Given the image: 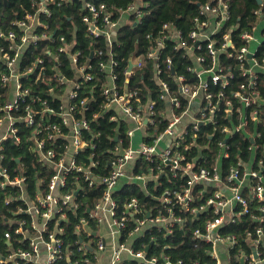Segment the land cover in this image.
Returning <instances> with one entry per match:
<instances>
[{"label": "built area", "instance_id": "built-area-1", "mask_svg": "<svg viewBox=\"0 0 264 264\" xmlns=\"http://www.w3.org/2000/svg\"><path fill=\"white\" fill-rule=\"evenodd\" d=\"M82 1V22L91 41L88 55L73 37L69 40L43 20L53 17L52 5L60 8L72 0H35L33 12L13 23L18 32L1 34L8 42L0 47V194L4 204L15 205L12 215L23 213L24 218L11 221L18 224L13 232L21 236L20 245L15 247L13 233L7 232L9 246L0 250V264H40L43 250L48 253L44 264L69 256V248L64 250L59 238L63 228L57 227L49 241L45 234L50 220L59 215L65 220V207L76 206L74 195L64 194L72 171L90 187H103L101 199L90 211L96 229L87 228V219L77 227L80 235L84 231L94 236L93 241L81 242L79 251L94 252L98 264H104L102 256H107L105 264H122L125 258L141 264H186L165 252L149 256L148 245L140 250L130 245L145 233L174 237L177 230L187 232L197 245L209 246L205 262L191 264H264V0H256L261 3L253 12L255 20L236 36L237 26L228 24L229 2L206 0L188 34L167 23L147 37V51L130 58L124 74L130 77L148 64L153 67L159 100L167 107L161 112L151 96L145 102L139 89H120L117 84L121 66L114 47L120 28L132 22L131 16L139 21L146 4L135 1L116 15L105 5ZM167 42L190 58L185 73L175 70L171 56L163 57ZM103 55L106 59L95 66L94 59ZM223 56L231 62H224ZM168 73L175 77L177 93L163 78ZM41 86L47 88L43 98L37 94ZM99 86L105 98L102 111H113V122H125L130 139L126 148L116 136L111 171L105 176L94 174L99 161L79 165L76 160L80 154L96 156L94 140L100 135L87 139L90 122L78 114L86 113ZM53 118L61 122H52ZM166 121L160 131L158 123ZM236 135L249 140L246 159L239 156L242 152L236 160L232 157L231 140ZM9 141L26 145L40 167L52 171L46 194L45 176L32 192L25 164L20 159L15 168L5 164ZM141 158L148 164L143 161L142 172L135 174ZM126 185L141 186L157 206L147 208L132 198L124 201L121 210L115 194Z\"/></svg>", "mask_w": 264, "mask_h": 264}, {"label": "trees", "instance_id": "trees-1", "mask_svg": "<svg viewBox=\"0 0 264 264\" xmlns=\"http://www.w3.org/2000/svg\"><path fill=\"white\" fill-rule=\"evenodd\" d=\"M35 0H0V47L7 44V40L4 39L1 34H8L11 31L18 32V29L13 25L16 20H20L25 17L26 13L33 12V3ZM97 5H105L109 10L117 12L119 15V10L127 9L128 6L133 2H139L146 4L143 8V17L137 21L134 16H131L132 22L129 24H124L120 28L119 38H117V44L115 45L116 59L119 61L121 68L118 70L119 79L117 84L122 89L126 86L129 90L139 89V95L142 100L147 102L149 96L158 101L157 109L161 112L166 109V104L159 100L160 97V87L157 85L154 69L148 64L145 68L141 70H136L135 74L130 77H126L124 74V69L129 64L130 58H137L144 55L149 47L148 36L150 34H158L162 27L171 23L174 24L179 30H181L185 35L188 34L194 26V20L199 15L200 4H204L206 0H92ZM229 2V12L230 19L228 21L229 26H237V30L233 32L236 36L239 32H242L246 28L249 29V24L255 20L253 12L258 8V2L256 0H227ZM83 5L82 0H72L71 4L68 6H61L60 8L52 5L53 17L51 19H44L50 24L52 30L59 29L62 34L71 40L73 37L78 42L79 49L84 50V54L88 55L91 50V41L89 39L87 27L82 22V13L80 11ZM76 28V30H75ZM75 30V31H74ZM101 47L105 44L101 43ZM167 55L172 57L173 66L178 73H185L186 68L192 64L188 56L183 55V51H175L173 49V44L167 42V49L163 57ZM102 58L94 59L93 63L98 66L101 60L106 59V55L101 56ZM224 62H231V60H225ZM65 64H68L64 60ZM232 63H235L232 61ZM3 71L0 65V74ZM102 76V74H99ZM163 78L169 82L172 92L177 93V85L175 83V77L172 73L163 75ZM236 87V85H235ZM41 90L37 91V94L41 95L43 98L44 91L47 88L45 86L40 87ZM1 91V88H0ZM228 91V90H227ZM46 97V95H44ZM86 98V97H84ZM105 102V98L102 94V89L99 86L95 95V98L88 103V110L84 115L78 114V117H85L90 122V132L85 134L88 139L91 135H100L95 138L96 149L95 158H89L88 153L80 154L76 157L77 163L80 165L81 162L89 164L92 160L99 161V165L94 169V174L97 176L108 175L111 171L110 163L113 160V150L118 144L116 141V136L124 141V147H128L130 144V139L126 134L127 124L121 122H113L110 120L113 111H102V105ZM50 103L55 107L58 106L59 102L52 101ZM79 103V100H78ZM98 114L97 118L94 115ZM60 118H53L52 122L60 123ZM162 131L164 126L168 122L158 123ZM233 147L231 149L232 157L234 160L237 159L239 152H242L240 157L246 159L244 153L247 152L249 157V151L247 145L249 140L244 139L241 135H236L232 140ZM230 141V142H231ZM5 147V164L9 165L11 168H15L19 163L16 159H20L22 163L25 164L26 173L30 175L29 180V190L35 192L37 188V182L41 181V176H45L46 180L43 186V193L48 192L49 182L52 177V171H44L37 163V158L27 150V146H16L13 142H6ZM61 144V141L57 142V145ZM236 145V146H234ZM143 158L139 159L135 163V174L141 173V168ZM148 164V162H146ZM141 166V167H140ZM226 166V162L224 163ZM148 166L146 165L145 170L147 171ZM149 189L153 190V184L149 185ZM72 193L74 195L75 207H65L64 213L66 215L65 220L59 216H55L54 219L48 222V230L45 234V239L49 241V237L52 233H55L57 227L63 228L64 233L59 235L64 241V250L69 248V256L65 254L62 259L58 260L54 264H71L78 260H81L80 264H98V260L95 257V253L86 250L84 254L79 251V246L81 242L87 243L94 240V236L90 237L82 232L77 233V227L81 225L82 219L88 220L87 228L91 231L96 229V222L90 218V211H93L96 203L101 199L103 194V187L94 186L90 187L89 183L82 179L80 173L77 171H72L67 178V188L64 194ZM120 209H123V203L126 200L132 198H137L140 200L141 204L145 205L147 208L157 206V202L149 196L147 192L141 186L138 185H126L117 191L115 194ZM4 196L0 194V250H4L9 245L6 242L5 234L7 232L13 233L14 246L18 247L20 245L19 240L21 236L15 235L13 230L18 224H12V220H19L24 218V214L21 213L17 216H13L11 209L15 208V205L4 204ZM16 218V219H13ZM243 224V223H242ZM239 228L243 229L242 225ZM33 236L35 231L31 229ZM152 236L156 239L155 242L152 241ZM126 241V234L123 235L122 242ZM130 245L136 250H140L142 245L150 246L149 256L161 255L163 252L172 255L175 260H184L186 264H191L194 261L203 259L206 250L209 248L202 242L197 245L191 239V236L183 233L181 230H177L174 237H166L165 235L157 232L145 233V235L138 237ZM26 248L28 247L27 245ZM168 248V249H167ZM236 252H233V256H236ZM88 259V262L85 260ZM19 264H30L26 262H20ZM122 264H141L138 260L125 258Z\"/></svg>", "mask_w": 264, "mask_h": 264}, {"label": "crops", "instance_id": "crops-1", "mask_svg": "<svg viewBox=\"0 0 264 264\" xmlns=\"http://www.w3.org/2000/svg\"><path fill=\"white\" fill-rule=\"evenodd\" d=\"M140 137L137 136L135 137L134 141L136 144H138L140 142ZM47 258H48V253L47 251L43 250L41 255H40V264H44L46 261H47ZM102 259H103V263L105 264V262H107V256H102Z\"/></svg>", "mask_w": 264, "mask_h": 264}, {"label": "water", "instance_id": "water-1", "mask_svg": "<svg viewBox=\"0 0 264 264\" xmlns=\"http://www.w3.org/2000/svg\"><path fill=\"white\" fill-rule=\"evenodd\" d=\"M258 3H261V2H260V1H258ZM56 32H57V31H55V33H56ZM117 139H118V138H116V141H117ZM17 161H18V160H17ZM147 251H148V248H147Z\"/></svg>", "mask_w": 264, "mask_h": 264}, {"label": "bare ground", "instance_id": "bare-ground-1", "mask_svg": "<svg viewBox=\"0 0 264 264\" xmlns=\"http://www.w3.org/2000/svg\"><path fill=\"white\" fill-rule=\"evenodd\" d=\"M141 167V166H140Z\"/></svg>", "mask_w": 264, "mask_h": 264}]
</instances>
